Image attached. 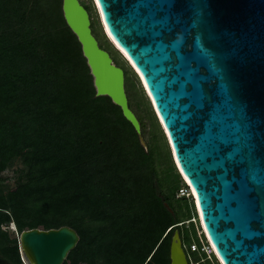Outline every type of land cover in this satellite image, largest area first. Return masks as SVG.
I'll return each instance as SVG.
<instances>
[{
    "label": "trees",
    "instance_id": "obj_1",
    "mask_svg": "<svg viewBox=\"0 0 264 264\" xmlns=\"http://www.w3.org/2000/svg\"><path fill=\"white\" fill-rule=\"evenodd\" d=\"M62 3L0 0V264H24L23 230L64 225L80 240L63 264H171L176 230L199 242L189 187L157 133L145 147L121 106L97 95ZM17 161L11 187L3 173Z\"/></svg>",
    "mask_w": 264,
    "mask_h": 264
},
{
    "label": "water",
    "instance_id": "obj_2",
    "mask_svg": "<svg viewBox=\"0 0 264 264\" xmlns=\"http://www.w3.org/2000/svg\"><path fill=\"white\" fill-rule=\"evenodd\" d=\"M91 2L152 103L219 263L264 264V0ZM62 8L97 95L121 106L146 147L125 69L101 46L81 0ZM18 239L30 264H63L80 236L64 225L25 229ZM170 257L190 264L178 230Z\"/></svg>",
    "mask_w": 264,
    "mask_h": 264
},
{
    "label": "rangeland",
    "instance_id": "obj_3",
    "mask_svg": "<svg viewBox=\"0 0 264 264\" xmlns=\"http://www.w3.org/2000/svg\"><path fill=\"white\" fill-rule=\"evenodd\" d=\"M85 1L88 4H91V0H85ZM92 17H93V19H92L93 31H94L95 35L97 36L99 42L101 43V45L106 50H108L111 53V55H112L114 61L116 62V64L121 66L122 68H124L125 71H127V75L129 76V83L132 86V93L134 94L133 109H134L135 113L137 114L138 118L140 119V117H143L144 122H145V126H141V135H142V137H143V139H144V141L146 143V147H147V144H148V141H149V138H150V132H151V130H153L158 135L159 144L161 146H163V148L166 145L170 149L167 137H166V135H165V133H164V131L162 129V126H161V124H160V122H159V120H158V118L156 116V113L154 111L152 103H151V101H150V99H149V97H148V95H147V93H146V91H145V89H144L139 77L132 70V68L129 66V63L125 60V58L122 56V54L106 39L105 35L103 34L102 27H101L100 23L97 20V16H96V13L94 11V8H93V11H92ZM150 114H152V115H150ZM150 116H152V117H150ZM20 166H21L20 162L17 161L14 165L9 167L3 173V176L5 178H7V183L11 187L15 186V184L17 182V180H16L17 169ZM183 183H184V181H183ZM183 186L185 187L186 184L184 183ZM195 214H196V211H195L194 215ZM195 226H196V228L199 227V223L197 221H195ZM9 227L13 231L12 225L9 226ZM5 228H6V226H5ZM199 230H201V228L198 229V233H199ZM11 234L14 236L13 232H11ZM16 235H17V233H16ZM22 260H23L24 264H30V262L27 260V258H25L23 255H22Z\"/></svg>",
    "mask_w": 264,
    "mask_h": 264
},
{
    "label": "built area",
    "instance_id": "obj_4",
    "mask_svg": "<svg viewBox=\"0 0 264 264\" xmlns=\"http://www.w3.org/2000/svg\"><path fill=\"white\" fill-rule=\"evenodd\" d=\"M180 194L191 196V192L189 189H181ZM191 220L196 221V218H193ZM198 237L199 242L194 241L190 245H184L188 253V259L190 264H200L199 261L195 260L194 257L191 255L192 252H205L210 258L212 257V255H215L214 250L211 247V243L202 229L199 230Z\"/></svg>",
    "mask_w": 264,
    "mask_h": 264
},
{
    "label": "bare ground",
    "instance_id": "obj_5",
    "mask_svg": "<svg viewBox=\"0 0 264 264\" xmlns=\"http://www.w3.org/2000/svg\"><path fill=\"white\" fill-rule=\"evenodd\" d=\"M104 27H105V25H104ZM107 30V29H106ZM109 38H110V41L112 42V44H113V46L122 54V56L125 58V60L129 63V60H127V58L129 59V57H128V55L126 54V52L116 43V41L113 39V37L111 36V35H109ZM116 46H115V45ZM129 65H130V63H129ZM184 182H186L185 180H184ZM191 190H192V188H191ZM192 192H193V194L195 195V193H194V191L192 190ZM198 219V218H197ZM198 221H199V219H198ZM12 227L13 228H15L14 227V223H13V225H12ZM201 229H202V227H200ZM204 232H205V230H203ZM207 237H208V235H207ZM208 239H209V237H208ZM210 241V240H209ZM210 243H211V241H210ZM211 247L213 248V250H214V254H215V252H216V249H215V247L213 246V244L211 243ZM217 254V253H216ZM215 254V255H216ZM218 261L220 262V260L218 259Z\"/></svg>",
    "mask_w": 264,
    "mask_h": 264
},
{
    "label": "clouds",
    "instance_id": "obj_6",
    "mask_svg": "<svg viewBox=\"0 0 264 264\" xmlns=\"http://www.w3.org/2000/svg\"><path fill=\"white\" fill-rule=\"evenodd\" d=\"M187 184V183H186ZM189 187V186H188ZM190 190V189H189ZM12 225V224H11ZM216 256V255H215Z\"/></svg>",
    "mask_w": 264,
    "mask_h": 264
}]
</instances>
